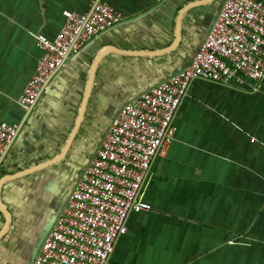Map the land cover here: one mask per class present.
Instances as JSON below:
<instances>
[{"label": "crops", "instance_id": "1", "mask_svg": "<svg viewBox=\"0 0 264 264\" xmlns=\"http://www.w3.org/2000/svg\"><path fill=\"white\" fill-rule=\"evenodd\" d=\"M94 0H0V124L20 132L0 167V264H27L125 104L181 71L224 0H106L120 22L58 70L36 105L18 99L63 12ZM174 138L139 191L107 264H264V81L193 80ZM60 200L58 208L54 202Z\"/></svg>", "mask_w": 264, "mask_h": 264}, {"label": "built area", "instance_id": "2", "mask_svg": "<svg viewBox=\"0 0 264 264\" xmlns=\"http://www.w3.org/2000/svg\"><path fill=\"white\" fill-rule=\"evenodd\" d=\"M161 1V0H159ZM53 39L37 35L41 55L18 104L29 112L66 60L120 22L106 0L85 13L63 12ZM264 81V0H224L189 63L121 107L94 158L44 237L32 264H107L130 213L150 210L139 191L152 160L174 138V115L195 79ZM21 126L0 124V167Z\"/></svg>", "mask_w": 264, "mask_h": 264}, {"label": "water", "instance_id": "3", "mask_svg": "<svg viewBox=\"0 0 264 264\" xmlns=\"http://www.w3.org/2000/svg\"><path fill=\"white\" fill-rule=\"evenodd\" d=\"M11 179H13L11 176H6V177L2 178L0 180V190H1V186L4 183V181L11 180ZM0 209L3 212V214H4L5 225H6V223L9 221V213H8L7 209L5 208V206L1 202H0ZM55 218H56V216L53 214L49 219H47L46 223L44 224L42 230L40 231V233H39V235L37 237V240H36V243H35L34 247L31 250L30 257L28 259V263L27 264H32L33 263V261L35 259V256H36V254L38 252V249H39L41 243L43 242L44 237L46 236L47 232L52 227Z\"/></svg>", "mask_w": 264, "mask_h": 264}, {"label": "rangeland", "instance_id": "4", "mask_svg": "<svg viewBox=\"0 0 264 264\" xmlns=\"http://www.w3.org/2000/svg\"><path fill=\"white\" fill-rule=\"evenodd\" d=\"M59 204H60V200H57L54 202V207L55 208H58L59 207Z\"/></svg>", "mask_w": 264, "mask_h": 264}]
</instances>
